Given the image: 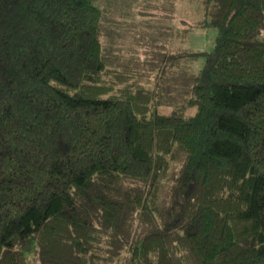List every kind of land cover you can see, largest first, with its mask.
<instances>
[{"label": "trees", "instance_id": "trees-1", "mask_svg": "<svg viewBox=\"0 0 264 264\" xmlns=\"http://www.w3.org/2000/svg\"><path fill=\"white\" fill-rule=\"evenodd\" d=\"M202 1L140 82L94 0H0V264H264V0Z\"/></svg>", "mask_w": 264, "mask_h": 264}, {"label": "rangeland", "instance_id": "rangeland-1", "mask_svg": "<svg viewBox=\"0 0 264 264\" xmlns=\"http://www.w3.org/2000/svg\"><path fill=\"white\" fill-rule=\"evenodd\" d=\"M94 2L103 10L100 25V35L103 38L106 36L104 32L112 28L116 37L120 35L118 32L127 34L125 40L121 41L123 50L117 51V57L129 66L124 69L125 72L139 70V72L133 70L135 74L132 75L133 78L144 76L140 82H145L148 76L156 75L163 65L169 68L173 65L177 72L182 68L188 72H198L202 68L204 55L195 58H176L173 64L170 63L172 57L166 59L181 40L180 46L185 50H210L214 46L215 29L212 26L204 28L199 25L203 16L202 0H94ZM185 20L187 23L195 22L196 26L190 28L182 37L183 27L187 25L184 23ZM188 86L189 84L186 88ZM159 109L168 112L172 107L161 106ZM194 110L195 107H188L185 111L190 113ZM33 255L34 253L29 254V262L34 259ZM108 264L124 262L118 253Z\"/></svg>", "mask_w": 264, "mask_h": 264}, {"label": "crops", "instance_id": "crops-1", "mask_svg": "<svg viewBox=\"0 0 264 264\" xmlns=\"http://www.w3.org/2000/svg\"><path fill=\"white\" fill-rule=\"evenodd\" d=\"M184 23L187 24L186 26L183 27V28L186 30L185 33H186L188 30H190V28L196 26V23H195V22L192 23L191 21H189V22L187 23V21L185 20Z\"/></svg>", "mask_w": 264, "mask_h": 264}]
</instances>
